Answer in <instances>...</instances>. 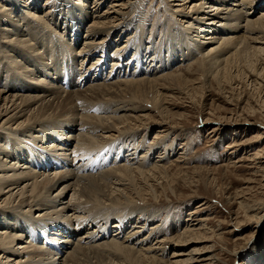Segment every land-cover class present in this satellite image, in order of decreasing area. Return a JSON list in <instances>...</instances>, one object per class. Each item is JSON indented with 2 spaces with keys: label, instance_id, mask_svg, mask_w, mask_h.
Instances as JSON below:
<instances>
[{
  "label": "rangeland",
  "instance_id": "1",
  "mask_svg": "<svg viewBox=\"0 0 264 264\" xmlns=\"http://www.w3.org/2000/svg\"><path fill=\"white\" fill-rule=\"evenodd\" d=\"M12 1L16 4L15 6H9L8 0H0L1 6L10 7L6 10L3 8H1L2 10L0 9V56L2 54L5 55L10 49L7 48L10 46L9 38L5 37L7 35L13 36L14 39L19 36V41L20 39L21 41L23 40L21 43L15 42L14 40L11 42L12 45L16 44V46H19H17V49L23 48L22 52L19 51L17 56L23 54L25 49L29 53L26 57L23 55L19 57L21 61L20 64H16L13 58L9 61L10 64H6L7 66H2L0 64V86L7 88L12 96L16 94L20 96L31 94L27 88L29 86L36 87L34 81L40 79L48 81L51 85L59 86L60 84L58 82L61 78L56 79V77L61 73V69H57L56 74L54 73L51 75L41 70H45V68L52 63L49 53L57 52L59 54L58 56L62 58L60 59L61 61L63 59L72 58L77 61L76 65L79 67L80 60L84 57L86 58L87 55H80L76 52H80L82 48L86 47L84 42L88 33H90L91 21L95 20L96 16H106L101 14H107V11L110 9L112 12L110 6L117 2V0H99V2L96 0ZM189 1L191 2L187 3L186 6L190 8H187L184 12H176L175 15H173V12L177 7H174L175 3L173 2V4L171 0H143L139 2L140 7H143L141 8V12L138 9L133 12V9L125 7L123 11L127 12V14L130 12L129 15L125 17L131 20L133 23L132 27H125V24L122 23L123 21L121 24H119V22H114V25H118V28L117 30L112 29L113 33L111 38H109L111 39L109 41H113V43L105 47V51L100 50L91 56L88 55L87 60H89V63L92 61L96 62L99 58H102L99 63L102 68L98 72L97 82L108 79H125V72L130 76L131 72L136 69L137 74H144L146 70H151V66L155 67L158 65L161 67L164 63H166L164 68L169 67L165 69V72H174L176 70L175 72L178 74V72L181 73L179 70L182 69L181 71L184 73L183 69H186L192 73L189 76L185 75L189 79L184 77L188 80V84L187 82L185 84L181 83L182 86L180 85L179 87H177L175 82L170 83L167 81V86L171 87L170 91L168 90L169 88H167V90H160V87H150L146 89L149 91L147 92L145 90L146 100L138 99L137 101L135 99L136 101H134L131 94L127 96L125 93L122 94L121 97H118V99H121L119 100V102L122 101L121 103L113 99L116 104L119 105L129 104L126 108L134 105V103L129 102V100H132L137 104V110L140 114L150 115L154 123L150 125L151 122H147L145 128L140 130L137 135H133L131 133L132 131H124V128V130L120 129L121 131L116 133L117 138L113 139L109 145L104 147V152L101 149L90 153L92 154L90 157L92 160H99L97 163L93 161L94 164H89L87 166L90 170L101 171V169L106 167H116L118 164L123 165V162H126V158L124 156L122 158V155H129L128 153L132 152V150H136V154H138L139 157H142L145 152V158L142 157L140 159L142 160V164L139 167V172L141 173L144 170L145 174L143 177H146V179L143 180V177L140 178L142 173L140 174L135 171L137 175H134L138 176V179L141 181V185L139 186H145L144 189L147 192L145 193L146 199L142 198V201L141 196L139 198V195L135 194L136 196L134 195V197L137 202L133 203L134 205L140 204L138 205L139 210L136 214L142 210V208H145V212L139 215V220H137L135 215L132 217L133 220L135 219V222H141L144 219L143 221H145V226L147 227L146 230L153 231L151 238L147 240L148 242L145 241V248H147L148 245L149 247L154 246V244L156 245L157 241L161 238L176 237L185 230L184 228H186L188 224H196L199 231L196 232L194 236L193 234L185 235L180 242H173L177 245H173L171 248H169L170 245L167 246L168 252H166L164 257L157 258L159 261L156 258H145V260H142L143 262H139L138 260L137 262L134 258H129L131 255H126L120 251L116 253V250L113 251L111 248H108V246L105 249L91 252L89 254L90 257L88 256L89 258H86L88 262L86 261L82 264H135L133 262H136V264H171V261L176 264H264V221L258 224L261 218H259L260 214H257V210L264 205V79L260 78L256 83L253 81L256 78L251 77L250 81L253 82H248V79L242 74V78L239 75L238 78L235 80L233 78L232 80L233 75L235 76L238 70L242 68L241 64L242 66L244 65L243 63H245L246 58H241V63L239 61L234 64L235 66L230 72L232 77L225 72V66L222 62L223 57H221L222 60L219 58L220 61L215 59L212 60V58L207 57L206 60L202 61L204 70H198L199 65L195 62L202 60L203 55L207 56V54L211 52L213 41L205 39L206 41L202 46H199L200 48L198 49L195 45L202 42L203 39L201 40L200 37H198L199 34L196 30H198L200 26H203L205 22L208 25L207 22L209 21L204 20L203 23L200 18L206 15V11L213 8H209L210 4H206L207 8H203L199 10V12H196L195 9L191 10V8H193L196 4L195 2L198 1ZM241 1L242 0L230 1L227 6L220 3L219 6L216 5L218 10L211 13L213 18H217L216 22L220 21L221 18L224 19L222 20L224 25L215 23V25H213L215 29L212 31V33H215L217 36H224L221 42L229 37H241L243 35V31L240 32V30L245 28L247 21L242 20L241 23H238L234 18L233 21L231 19L228 20L226 17L228 14H238L237 11L239 10L243 12L242 14H245L246 8L244 9L238 5ZM131 2L132 4H136L137 0H132ZM181 2L184 3L182 0ZM97 4L101 5L98 6ZM81 7L85 9L87 13L83 20L78 18V13L76 12V10H79ZM228 7H230V9H228ZM246 7H249V5ZM261 11L264 12V5L256 9L255 15H261ZM11 12L14 13L15 18H11V20L7 21L8 26L5 27L9 29L2 31L4 28L2 26L6 23V19H8L7 14ZM114 15L115 13H109L107 15L109 16L108 18H97H101L102 21L107 23H109L111 19L110 22L112 24ZM141 17L143 19L138 23H141L142 28H138L134 25L137 24V20L141 19ZM79 20L82 22L74 26L73 23ZM180 21L183 23H180ZM188 21H192L190 26L187 25L190 24L187 23ZM66 22L71 25H68ZM13 24L19 25L23 32L21 31L18 34L14 30L10 31L14 26ZM237 24L239 27L237 30H234L233 27ZM169 25L174 28L173 34H176L177 37L184 38L187 41H189L188 35H190L191 38L193 37L190 46L193 47L194 55H196L195 57H191L188 61L181 62L182 57L178 60H174V58L169 56V60H166L169 62H158L160 56L157 54V45L162 42L163 33ZM183 25L186 27L189 26L184 33ZM51 31L56 36H52L50 33ZM7 32H10V34ZM194 32L197 36H193L195 34ZM210 32L209 30L203 33L212 34ZM22 33L24 34L22 35ZM58 35L63 38L58 37ZM101 37L102 36L99 35L97 36L99 39ZM29 40L32 42H29ZM50 41H52V43H50ZM166 41L167 38L163 40L162 44L165 45ZM26 42L28 45L25 44ZM125 42H127L126 45L128 44L127 48H129L131 42L132 46L129 48V53L124 55V59L122 60L123 65L120 69L113 70V59L117 58V54L120 53V50L116 49V47L118 45H123ZM137 42H139V45H137ZM44 43L47 44V47L44 46ZM67 44H69V46ZM217 45L218 44H215L213 46L216 47ZM136 47L141 48L140 52ZM40 50L43 51L42 54L39 53ZM9 53L12 55L16 52L11 51ZM164 53L166 56L168 55L167 52ZM137 59L142 61L139 62ZM38 60H42L39 66L34 62ZM254 60L257 59L254 58ZM20 65H23V68ZM19 66L21 69L19 75L16 72L8 71V68L16 70ZM59 66L62 65L59 64ZM53 72L52 70L49 71V73ZM148 74H151V72ZM94 77H96L95 74L91 75V78ZM88 85L89 84L82 85V87L79 86L80 88L75 87L74 90H84ZM38 87L49 88L50 86ZM62 89L66 91L71 88L67 89V87L63 85ZM66 93H68V91H66ZM160 94H163L165 97ZM147 95H151L152 98H149L150 96L148 97ZM106 99H108V97ZM109 99L111 98L109 97ZM94 101H96L94 102L95 105L102 107L107 106L110 109H114L113 101L110 103L103 99H94ZM159 102L163 103V109L164 107H166V110L169 109L168 115L170 114V120H172L170 121L167 115V119L170 122L166 121L168 124L164 123L162 118L158 115L157 105H159ZM78 103L81 102L78 101ZM100 103H102V105H100ZM153 103H155L156 106ZM92 111L93 110L90 109V113H97ZM129 112L132 111L123 110V112H121V110H119L114 114L118 113L121 115ZM97 114L104 115L102 113ZM5 119L6 117L0 124ZM174 126L175 128H172ZM72 127L73 130H75L77 124H74ZM73 130L67 127L61 132H63L66 139V135L75 132ZM33 134L37 135L40 134V132L35 130ZM50 134L51 133H45L43 135L44 146L49 145L53 140L52 137L54 135ZM29 143L32 142L29 141ZM69 146H71V144ZM30 147L32 148L34 145L31 144ZM16 153L19 161H24L30 157V153L26 148L21 150L17 149ZM136 154H134L135 158H137ZM120 155L121 158H119ZM22 156L23 158H21ZM15 158L16 157H13L11 159ZM74 164L80 165V162H75ZM138 164L139 163L135 165ZM158 166H161L160 168L163 166L165 170L158 171L159 169H156ZM44 168L43 170L40 168L35 170L42 173L51 172L49 171L50 168ZM120 175L119 173L117 178L118 181L123 177L122 175L120 177ZM127 179L123 177L121 181L126 183ZM110 181L111 180H107V182ZM114 181L115 179L111 181L112 186L114 185ZM20 183H22V185L24 184L23 181ZM133 183L134 184H130L131 189H133V185L134 187L137 186L136 182L133 181ZM69 195L70 193L64 195L65 199L69 200ZM143 203H145V206ZM190 212L192 214H190ZM193 212L198 213L194 215ZM188 217H193V221L186 223L188 222ZM111 220V222L115 221V219ZM102 222L103 220L99 223L102 224ZM111 222H109V224ZM0 224V231L3 228H8L7 226L10 225V223L1 221ZM22 224L28 227L25 221H23ZM93 227H97V224H90L87 228ZM127 228H129V226L126 227V229ZM115 230L116 229H113L114 232ZM107 231L108 233L104 237L106 240H110V235L114 232H112L111 229H107ZM80 232L82 233L84 231L75 229V237L79 235ZM156 232L157 234H155ZM158 236L160 237L158 238ZM28 237L30 238V236ZM192 238L194 239L192 240ZM24 241H27V239L25 238ZM33 244H35V246H40L36 241H34ZM99 251L101 253H99ZM96 253L97 255H95ZM173 253L177 255L172 257ZM259 256H261L260 260L258 259ZM2 262L3 261H0V264H2ZM10 264L18 263L13 262Z\"/></svg>",
  "mask_w": 264,
  "mask_h": 264
},
{
  "label": "bare ground",
  "instance_id": "2",
  "mask_svg": "<svg viewBox=\"0 0 264 264\" xmlns=\"http://www.w3.org/2000/svg\"><path fill=\"white\" fill-rule=\"evenodd\" d=\"M96 1L99 2V0ZM131 1L132 0H117L116 3H111L112 5L110 7L112 8V12L110 9L107 11V14H101L106 16H96L95 20L91 21L92 25H90V33H88L84 42L86 47L82 48L80 52H76L80 55H87L86 58L84 57L80 60L79 67L76 65L77 61L72 58L63 59L61 61L60 59L62 58L58 56L59 54L57 52L49 53L52 63H50V66H47L45 70H41L44 71V73L51 75L54 73L56 74L57 69H61V73H59L56 77V79L61 78L58 82L60 84L59 86L51 85L48 81L39 78L40 80L34 81V85H36V87L29 86L27 88L31 94L21 96L16 93V95L12 96L10 95L11 92L7 88L0 86V122L6 117V119L0 124V205H2L0 206V221L10 223V225L7 226L8 228H3L0 231V261H3L2 264H10L13 262H17L18 264H82L87 261L86 258L90 257L89 254L91 252L105 249L108 246V248H111L113 251L116 250V253H118L117 251H120L126 255H131L129 257L130 259L134 258L139 262L145 260V258L159 259V257H164L166 252H168L167 246L170 245L169 248H171L173 245H177L173 242H180L185 235L193 234L194 236V234L199 231L196 224H188L186 228H184L185 230L176 237L165 239L161 238L157 241L156 245L154 244V246L150 247L149 245L148 247L146 245L147 248H145V241L151 238L153 231L146 230L147 227L145 226V221H143L144 219L142 220L141 218V222H135V219H132L133 215H135L137 220H139V215L145 212V208H142V210L136 214L139 210L138 205L140 204H133L137 202L134 197L135 194L139 195V198L141 196V199H146L145 193L147 192L144 189L145 186H139L141 185V181L138 179V176H136V172H139V167L142 164V160L140 159L142 157L145 158V152L142 157H139V155L136 154L137 151L132 150V152L128 153L130 156L127 154L122 155V158L123 156L126 158H124L126 162H123V165L118 164L119 166L116 165V167H106L101 169V171L90 170L87 166L89 164H93V161H91L92 159L90 158L92 154L90 153L101 149L104 152V147L109 145L113 139L117 138L116 133L121 131L123 128L125 129H123L124 131H132L131 133L133 135H137L140 130L145 128L147 122H151L150 125L154 123L150 115L140 114L137 110V104H135L132 100L128 99L130 103H134V105H132L133 107L128 106L129 108H126L129 104H116L115 101L118 100L119 102V100H121L120 98L118 99V97H121L122 94L125 93L127 96L128 94H131L134 101H138V99L146 100V89L150 87H160V90H167V88H169L168 90L170 91L171 87L167 86V81L170 83L175 82L177 87H179L181 83L185 84L188 81L186 78H189L186 76H189L192 73L186 69H183V73L181 68H179L181 69L179 70L181 73L178 72V74H176V70L174 72H165V69H168L169 67L164 68L166 66V63L164 62L169 60V56L174 58V60H178L182 57L181 62L186 60L188 61L191 57L196 56L194 55L193 47L190 46L191 39H193V37L191 38V36L188 35L189 41L184 38L177 37L176 34H173L174 28L169 25L163 33L162 42L157 45V54L160 56L158 62L164 63L161 67L158 65L155 67L151 66V70H146L144 74H137L136 69L131 72V77L128 76L127 72H125L127 76H125V79H108L102 82H97L98 72L102 68L101 64H99L102 58H99L96 62L92 61L89 63V60H87L88 55L91 56L100 50L105 51L104 48L110 46V43H113V41H109L111 40L109 38H111L113 33L112 29L117 30L118 28V25H114V22H119V24H121L123 21L122 23L125 24V27H132L133 23L131 20H129L128 17H125L126 15L128 16L130 12L127 14V12H124L123 9L128 7V9H133V12H135L136 9L141 12V8L143 7H140L139 2L143 0H137L136 4H132ZM182 1H184V3L181 2V0H171L172 3H175H173L175 5L174 7H177V9L174 10L173 15H175L176 12H184L187 8H190L186 5L191 1ZM197 1L198 2H195L196 4L193 8H191V10L195 9L196 12H199V10L207 8L206 4H210L209 8H213L206 11V15L201 16L200 18L203 23L204 20L209 21L207 22L208 25L205 22L203 26H200L198 30H196L199 34L198 37H200L201 40L203 39L202 42L195 45L198 49L200 48L199 46H202L206 41L205 39L213 41L211 52H209L207 56L203 55L202 60L195 62L199 65L198 70L203 69L202 61L206 60L207 57L212 58V60L215 59L219 61L220 59L222 60L221 57H223L222 62L225 66H223L225 72L232 77L230 72L235 66L234 64L238 63L241 58H246L245 63H243L244 65L242 66L241 64L242 68H238L239 70L237 69L238 73L235 76L233 75L232 80L233 78L234 80L238 78L239 75L242 78V74H244L245 78L248 79V82L251 77L256 78L253 80L256 83L260 78L264 79V12L261 11V15H255L256 9L264 5V0H242L238 5L244 9L246 8L245 14H242L243 12H240L239 10L237 11L238 14L226 15L228 20H233L234 18V20L238 23H241L242 20L247 22L245 28L240 30V32L243 31V35L241 37H229L224 39L222 42L221 40L224 36H217L215 33H212V31L215 29V27H213L215 23H221L220 25H224L222 23V20L224 19L221 18L220 21L216 22L217 18H213L211 13L218 10L216 5L219 6V4L222 3L227 6L230 1L236 0ZM8 5L15 6L16 4L12 0H8ZM97 5L99 6L101 4ZM247 5H249V7H246ZM1 8L6 10L10 7H4L0 4V9ZM81 8L76 10V12L78 13V18L83 20L87 13L85 12V9ZM228 9H230V7H228ZM109 13H115L112 24L110 22L111 19L109 23H107L102 21L101 18H97H108L109 16L107 15ZM182 15L187 16L185 14ZM7 16L8 19H6V23L2 26L4 27L3 29L1 28L2 31L8 30L9 28L5 27L8 26L7 21L11 20V18H15L13 12L8 13ZM142 19L143 18L141 17V19L137 20V24L134 26L142 28L141 23H138L141 22ZM81 22L82 21L79 20L74 22L73 25L75 26ZM66 23L71 25L68 22ZM180 23L183 22L180 21ZM187 23H190L187 24L190 26L192 21H188ZM189 26H182L183 33L186 32ZM238 27L239 26L237 24L233 28L234 30H237ZM13 30L18 34L21 31L23 32L17 24L14 25L10 31ZM209 30L212 34L203 33ZM50 33L52 36H56L52 31ZM8 34H10V32ZM23 34L24 33H22V35ZM98 35L102 37L99 39L97 38ZM193 36H197L196 33ZM5 37L9 38L10 46L7 48L10 49L6 52L7 55L2 54L0 56V64L2 66H7L6 64H10L9 61H11L12 58L16 64H20L21 61L19 57L22 55L26 57L29 53L25 49L26 51L24 50L23 54L17 56L19 51L22 52L23 48L17 49L18 45H12L11 42L14 40L15 42L21 43L23 40L21 41L20 39L19 41V36L15 39L13 36L11 37L9 35ZM58 37L63 38L59 35ZM166 38L167 41L164 45L162 43ZM30 41L31 40H29V42ZM127 42L116 47V49L120 50V53L117 54V58L113 59V63L111 62L113 70H118L123 65L122 60L124 59V55L129 53V48L132 46L131 42L129 48H127ZM50 43H52V41H50ZM25 44L28 45L27 42ZM215 44L218 45L215 47L213 46ZM67 45L69 46V44ZM137 45H139V42H137ZM44 46L47 47V44L44 43ZM125 48L127 49L124 50ZM136 49L140 52L141 48L136 47ZM11 51L16 53L11 55V53H9ZM42 52L43 51L40 50L39 53L42 54ZM164 52H167L168 55L166 56ZM254 58L257 60H254ZM41 61L42 60L34 62L39 66ZM138 61L141 62L142 60ZM59 64L62 66H59ZM20 66L16 68V70L8 68V71L16 72L19 75L21 71ZM51 70L54 72L49 73ZM146 72H151V74ZM93 74H95L96 77L91 78V75ZM87 84L89 85L84 90H74L75 87L80 88L79 86L82 87V85ZM46 85H49L50 87H38ZM63 85H65L67 89L71 88L66 90L68 93L63 90L64 88L62 89ZM160 95L163 96V94ZM147 96L152 98L151 95ZM107 97L108 99H106ZM109 97L111 99H109ZM94 99L107 100L109 103L113 101L114 109H110L107 106L102 107L95 105L94 102L96 101H94ZM113 99L116 100L114 101ZM78 101L81 103H78ZM102 103H100V105H102ZM162 105V102H159V105H157L159 112L158 115L162 118L164 123L168 124L171 117L170 114L168 115L169 109L166 110V107L163 109ZM90 109L93 110L92 112L102 113L104 115H98L97 113L92 114L90 113ZM119 110H121V112H123V110H130L132 112L123 113L121 115L118 113L114 114ZM167 115L169 120L167 119ZM74 124H77V128H75V130H73L72 127ZM67 127H70V129L75 132L66 135L65 139L63 132L61 131ZM172 128H175V126ZM35 130L40 132V134H33ZM45 133H51L50 135H54L52 137L53 140L47 146L43 145V135ZM29 141L32 143H29ZM31 144L34 145V147L31 148ZM70 144L72 148L69 146ZM24 148L28 149L30 157L24 161H19L16 150ZM134 154H136L137 158H135ZM13 157L16 158L11 159ZM21 158H23V156ZM119 158H121V155ZM98 160L99 159L95 160V163H97ZM75 162H80V165L74 164ZM137 163L139 164L135 165ZM44 167L50 168L49 171L51 172L42 173L35 170L38 168L43 170L45 169ZM160 167L161 166H158L156 169L158 168V171L163 169L165 170L163 166L162 168ZM119 173L124 177V179L128 178L126 183L121 181L123 180L121 175L120 177L122 179L120 178L119 181L117 180ZM141 173L142 176H140V178L144 176V170ZM114 179L115 181L113 184L115 187L114 185H111V181ZM145 179L146 177H143V180ZM107 180L111 181L107 182ZM21 181L24 182L23 185L20 183ZM133 181L136 182L137 186L134 187L133 185V189H131L130 184H134ZM69 193L70 198L67 200L64 195ZM144 204L145 203H143V205ZM257 212L258 215L260 214L259 218L261 219L258 222V224H260L264 221V205L259 208ZM193 213L196 215L198 212ZM190 214L192 213L190 212ZM111 219H115V221L111 222ZM193 219V217H188V222L186 223L193 221ZM102 220L103 222L100 224L99 222ZM23 221L26 222L28 227L22 224ZM19 222L22 223L20 224ZM109 222L111 223L109 224ZM89 223H96L97 227L87 228L90 225ZM128 226L129 228L126 229ZM75 229L84 232H80V234L75 237ZM107 229H111L112 232H114L113 229H116L111 235L109 231V235L111 237L110 240H106L104 237L108 233ZM155 234H157V232ZM27 235L30 236V238ZM159 237L160 236H158V238ZM25 238L27 241H24ZM193 239L194 238H192V240ZM34 241L39 243L40 246H35V244H33ZM50 247L53 249H50ZM99 253L101 252L99 251ZM95 255H97V253ZM176 255V253H173L172 257H175ZM258 259L260 260L261 256H259ZM133 263L136 264V262ZM172 263L176 264L171 261V264Z\"/></svg>",
  "mask_w": 264,
  "mask_h": 264
}]
</instances>
